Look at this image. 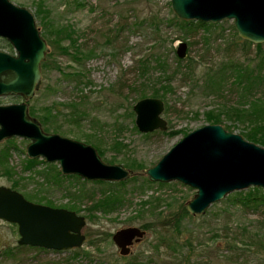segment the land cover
Wrapping results in <instances>:
<instances>
[{"label": "rangeland", "instance_id": "obj_1", "mask_svg": "<svg viewBox=\"0 0 264 264\" xmlns=\"http://www.w3.org/2000/svg\"><path fill=\"white\" fill-rule=\"evenodd\" d=\"M10 2L33 15L49 48L40 89L26 102L29 111L44 115L49 128H60L49 134L92 146L105 164L123 166L130 178L111 188L64 176L58 164L27 156L30 141L16 137L3 142L0 187L17 186L15 190L35 204L84 216L86 243L71 251L20 252L18 226L0 221V264H264L262 188L235 192L205 215H192L187 204L195 189L177 181L150 182L147 175L186 136L213 125L210 119H219L226 131L264 148V127L245 124L237 116L264 104V83L243 98L234 85L235 74L221 73L225 64L259 63L258 45H246L234 21L184 30L185 21L176 17L171 0ZM180 44L187 45L184 58L177 55ZM259 46L264 55V44ZM0 51L16 54L2 38ZM180 68L185 73L175 75ZM219 71L221 78L224 73L230 77L226 84L221 88L217 78L216 84H207V73ZM149 98L164 102L166 132L138 130L133 108ZM22 103L20 97H0V106ZM48 166H56L66 179L61 186L41 177L49 174ZM111 189L116 193L110 194ZM87 194L100 201L99 209H92ZM119 199L114 210L96 211ZM130 227L146 231V236L122 257L112 237Z\"/></svg>", "mask_w": 264, "mask_h": 264}, {"label": "water", "instance_id": "obj_2", "mask_svg": "<svg viewBox=\"0 0 264 264\" xmlns=\"http://www.w3.org/2000/svg\"><path fill=\"white\" fill-rule=\"evenodd\" d=\"M176 17L185 22L218 24L234 21L238 36L255 45L264 44V0H171ZM0 38L14 48L15 55L0 51V97H20L22 104L0 106V144L12 139L30 141L27 156L58 164L64 176H78L94 182H126L130 173L120 165H107L92 146L44 131L29 113L26 103L40 89L42 63L49 48L36 27L33 15L10 0H0ZM187 45L180 44L179 58ZM165 104L156 98L137 102L133 111L142 134L166 132L162 118ZM150 182H180L196 190L187 204L192 215H205L214 204L249 188L264 190V148L219 125H207L179 142L159 163L147 170ZM0 221L18 226L19 246L48 251H71L86 243L82 233L86 219L68 209L35 204L20 192L0 187ZM146 231L130 227L118 231L112 240L122 257Z\"/></svg>", "mask_w": 264, "mask_h": 264}, {"label": "trees", "instance_id": "obj_3", "mask_svg": "<svg viewBox=\"0 0 264 264\" xmlns=\"http://www.w3.org/2000/svg\"><path fill=\"white\" fill-rule=\"evenodd\" d=\"M181 24H182V26H183L182 28L184 30L190 29V27H194V26L196 28H202V27L206 28L207 27L206 24L200 23V22L197 23V24L194 23V22H181ZM245 44L249 45V46H252V44H250L248 42H245ZM256 48H257L259 59H260L259 63L255 64L252 67L247 66V65H245V66L233 65L232 63H230V64H225L224 67L221 70L222 74L225 71L228 72L229 75L235 74V76H236L235 78L236 79L233 82H236V83H234V85H237V86H239V88H241L240 94H241V96H243V98H245L244 95H247V96L251 95V92L253 90H255L257 87H260V85H262L264 83V55H262L263 53L261 51L262 50L261 46L258 45V46H256ZM47 68H48V63L44 62L42 64V71H45ZM143 68H144V72L147 73L149 71L148 70V66L144 65ZM183 70H185V68H180L179 72L174 73V74L175 75L184 74L185 71H183ZM211 73L212 72H208L207 73L208 79L206 81V83L211 85V86L213 84H216V78L218 80V85H220L221 88L230 79V77H227V75H225V73L222 76L224 78H221L222 74L220 73V71L216 75L211 74ZM78 75H80V74H78ZM76 81L77 82L81 81V78H80V80H76ZM154 96L155 97L159 96L158 90L154 94ZM54 108H55L54 111H56L57 115H59V114L63 115L61 113V110H59L57 107H54ZM29 112H30V115L32 117L37 118L40 121V123H41V125H42V127H43L45 132H48V133L50 131L57 132V131L60 130V128H49V126L47 125V121H46V118L44 117V115L42 116V114L41 115L38 114V112H36L34 109H31ZM75 115L76 114H72L71 116H75ZM237 116L240 117V119H242L243 123H245V124H249L250 126H256V127L257 126L264 127V104L260 105V106L254 105L253 109H249V110H247L245 112H242L241 114H237ZM209 122L211 124H213V125H218V124L222 123V121H220L219 119H214V120L210 119ZM228 129L230 131L233 130V128H231V127H228ZM246 138L248 140H250V141L257 142V140H255L257 138H255L254 135H252V136L247 135ZM101 157H103V156H101ZM33 163H34L33 160H29V164L33 165ZM57 169L58 168L56 166H48L47 170L49 171V174L48 173L47 174L46 173L45 174L41 173V177H43L44 180H48V181H49V179H52V180H54V183L56 185L61 186L62 183L64 182V180H66V179L63 177L61 172L59 170H57ZM51 171H53V172H51ZM53 173L55 175H52ZM74 178L80 180L78 177H74ZM131 181H135V180H131ZM145 183L146 184H150L148 182V180H145ZM94 184H98V185H112L111 188H113V187H116V186H123L126 183L119 182V183H116V184H108V183H105V182H94ZM16 187L17 186H14V187H11V188L15 190ZM115 191L116 190L111 189L109 191V193L110 194L113 193V192L116 193ZM240 195L243 196L244 199H248V198L245 197L246 196L245 193H241ZM87 196L91 199V203H93L92 205H94L92 209H99V205L101 204L100 201L97 202L95 200V198H93L90 194H87ZM263 197H264V195H263ZM248 201H250V200H248ZM119 203H121L120 199H119V201H117V200L116 201H107L105 203V210H96V211H103L105 213H108L110 210H114V206H116ZM243 203H245V202H243ZM185 214L187 216H189L188 212H185ZM28 249L31 250V247H22V246L18 247V250L20 252L26 251ZM40 250L43 251V249H40ZM86 255L89 256V254H87V253H86ZM126 264H133V263H129L128 262Z\"/></svg>", "mask_w": 264, "mask_h": 264}, {"label": "flooded vegetation", "instance_id": "obj_4", "mask_svg": "<svg viewBox=\"0 0 264 264\" xmlns=\"http://www.w3.org/2000/svg\"><path fill=\"white\" fill-rule=\"evenodd\" d=\"M3 52V51H2Z\"/></svg>", "mask_w": 264, "mask_h": 264}]
</instances>
